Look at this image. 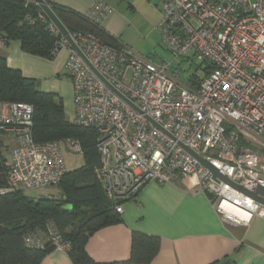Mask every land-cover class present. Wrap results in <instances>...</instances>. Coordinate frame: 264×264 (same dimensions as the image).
I'll use <instances>...</instances> for the list:
<instances>
[{"label": "built area", "instance_id": "obj_1", "mask_svg": "<svg viewBox=\"0 0 264 264\" xmlns=\"http://www.w3.org/2000/svg\"><path fill=\"white\" fill-rule=\"evenodd\" d=\"M159 6L162 41L174 58L192 53L211 67L196 86L189 77L180 80V69L170 71L169 59L156 62L95 34L69 31L91 67L41 16L60 35L53 53L70 50L65 67L74 88L72 122L99 132L97 171L104 193L123 214L124 203L148 182L176 184L195 176L223 220L248 225L264 218L263 203L214 180L185 148L237 185L264 186V0H160ZM114 11L95 1L84 15L102 25ZM33 126V105L0 100V195L59 185L67 172L61 141H36ZM65 144L82 152L75 140ZM48 229L46 236L29 234L27 243L43 247L50 241L55 250L69 252L71 242L53 223Z\"/></svg>", "mask_w": 264, "mask_h": 264}, {"label": "trees", "instance_id": "obj_2", "mask_svg": "<svg viewBox=\"0 0 264 264\" xmlns=\"http://www.w3.org/2000/svg\"><path fill=\"white\" fill-rule=\"evenodd\" d=\"M46 1L69 31L89 32L110 45L120 46L102 25L84 14L59 6L52 0ZM42 15L45 13L34 0H0V35L5 44L19 40L25 52L54 58L53 48L60 35L51 32ZM210 69L205 66L204 74ZM189 78L192 85H197L201 76ZM0 100L33 105L35 140L64 143L75 140L81 145L86 162L81 168L66 172L58 185L62 191L60 197L31 198L21 190L0 195V264H41L54 250L53 244L46 241L43 247L31 246L26 237L34 232L46 236L50 223L71 242L68 253L74 264L151 263L161 249V237L137 230L132 232L131 254L126 260L101 263L87 252L86 245L93 233L122 220V214L115 211L113 202L106 197L98 176L101 163L98 130L69 121L62 96L40 90L38 80L10 67L4 56H0ZM67 206H72V210ZM211 264H229V261L217 260Z\"/></svg>", "mask_w": 264, "mask_h": 264}, {"label": "crops", "instance_id": "obj_3", "mask_svg": "<svg viewBox=\"0 0 264 264\" xmlns=\"http://www.w3.org/2000/svg\"><path fill=\"white\" fill-rule=\"evenodd\" d=\"M52 1L81 14H85L95 1L114 6L117 9L102 27L117 39L120 46L134 52L135 41L128 33L133 16L145 9L142 3L150 6L160 3V0ZM69 53V48H63L52 59L41 57L25 52L19 40L0 47V56L6 58L10 67L35 78L40 90L57 93L63 100L64 96L70 97L71 94L70 88H61L60 80L67 74L65 66ZM37 65H41L42 70H37ZM135 230L161 237V249L149 264H211L217 260L229 261V264H264V218L254 217L248 225L223 220L209 196L199 191L195 176L176 184L148 182L136 199L124 203L120 222L102 227L90 236L87 252L101 263L126 260L131 254L132 232ZM41 264L74 262L68 252L54 249Z\"/></svg>", "mask_w": 264, "mask_h": 264}, {"label": "rangeland", "instance_id": "obj_4", "mask_svg": "<svg viewBox=\"0 0 264 264\" xmlns=\"http://www.w3.org/2000/svg\"><path fill=\"white\" fill-rule=\"evenodd\" d=\"M142 7L145 9L137 12L136 15L133 16L132 26L128 32L134 38L136 54L142 58L156 62L161 59H169L173 61L170 71L180 69L181 72L179 78L182 82H185L186 79L192 75L203 76L205 66L200 64V61L192 53H189L186 57L181 56L175 59L172 52L163 43L161 35V31L163 30V26L161 25L163 13L160 6L157 4L150 6L147 3H142ZM114 9L117 8L114 7ZM35 67L37 70H42L41 65ZM60 80L61 88H70V97L64 96V105L66 116L68 120L71 121L75 112V106L73 105V97L75 102L73 84L71 85L72 81L68 73L62 75ZM61 143L67 171H73L85 165L86 162L83 152H76L70 149L63 141ZM24 192L31 198H38L41 196L60 197L62 195L61 188L58 185L25 190Z\"/></svg>", "mask_w": 264, "mask_h": 264}, {"label": "water", "instance_id": "obj_5", "mask_svg": "<svg viewBox=\"0 0 264 264\" xmlns=\"http://www.w3.org/2000/svg\"><path fill=\"white\" fill-rule=\"evenodd\" d=\"M43 10V12L48 16V18L58 27L61 34L68 40L70 45L83 57V59L91 66V64L88 62V60L85 58L79 47L76 45L74 40L72 39L68 28L65 26V24L60 20V18L57 16L53 8L49 5V3L46 0H34ZM92 67V66H91ZM101 78L110 85L102 76ZM117 93L121 95L118 91ZM122 96V95H121ZM123 97V96H122ZM125 100H127L125 97H123ZM128 101V100H127ZM129 102V101H128ZM131 103V102H129ZM132 104V103H131ZM133 105V104H132ZM134 106V105H133ZM135 108L139 109L137 106H134ZM186 150H188L192 155H194L196 158L199 159V161L210 170V173H212V178L214 180H223L225 182L231 183L234 187L239 189L240 191L251 195L258 199L261 203L264 204V186L259 185L255 190L247 189L243 186L237 185L233 183L226 174H224L219 168L214 166L211 162H209L206 158L200 156L197 152L191 150L188 147H185ZM260 195V196H259ZM68 210H72V206H67Z\"/></svg>", "mask_w": 264, "mask_h": 264}]
</instances>
